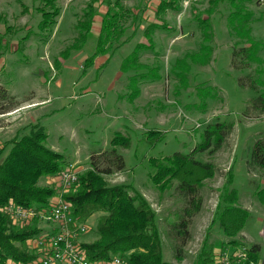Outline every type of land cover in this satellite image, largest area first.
<instances>
[{"label":"rangeland","instance_id":"374dc122","mask_svg":"<svg viewBox=\"0 0 264 264\" xmlns=\"http://www.w3.org/2000/svg\"><path fill=\"white\" fill-rule=\"evenodd\" d=\"M46 2L0 0V163L14 141L30 133L37 123L48 132L46 145L65 155L63 167L75 164L79 174L91 168L92 154L111 148L117 131L128 134L129 147H117L124 155L126 169L105 178L110 185H131L148 199L156 211L164 259L172 261L176 241L168 233L185 200L176 189V181L168 191L157 189L150 178L154 170L149 161L177 151L190 153L203 140L209 124L233 123L220 149L194 154L197 159L212 161L217 169L200 191L203 207L189 227L191 238L180 264H194L206 238L214 246L216 264H241L239 253L244 246L264 245V204L256 193L264 186V169L251 171L247 165L254 142L264 137V115L245 112L254 91L239 83L244 73L232 61L234 47L239 45L228 24L234 7L228 1L211 4L210 0H181L178 9L159 16L161 0H121L128 12L121 22L125 29L120 42L114 41L107 53L87 64L96 50L103 18L115 7L116 0H53L45 6ZM91 4L98 16L92 30L99 33L91 31L87 42L75 47L80 44L76 25ZM247 7L254 12L252 35L264 43V0ZM54 8L60 9L53 18L56 25L50 30L40 29L41 10ZM197 16L211 20V40H204ZM153 22L161 27L151 33L152 45L140 53L139 62L145 67L124 69V59L138 43L149 45L145 30ZM45 33L49 36L42 35ZM260 55L264 58V47ZM137 72H152L158 78L131 82ZM151 129L164 134L154 144L145 138ZM230 172L234 174L233 186L239 190V203L250 210V217L235 238L239 240L236 245L229 243L231 238L214 222ZM58 176L43 175L38 185L52 187L58 193ZM99 216L95 213L83 222L88 230L81 236L82 242L97 240ZM15 225H32L41 233L53 226L47 221ZM36 237L28 240L33 253L37 252ZM237 257L241 261L235 262ZM6 260L0 263H17L12 258Z\"/></svg>","mask_w":264,"mask_h":264},{"label":"trees","instance_id":"16d2710c","mask_svg":"<svg viewBox=\"0 0 264 264\" xmlns=\"http://www.w3.org/2000/svg\"><path fill=\"white\" fill-rule=\"evenodd\" d=\"M53 0H47L45 6ZM228 1L234 9L228 16V24L238 42L233 50V64L240 69L244 76L238 81L242 86L250 87L254 95L249 101L245 112L254 111L264 115V58L260 55L264 43L252 35L251 21L253 10L247 6L258 0H210ZM181 0H161L157 14L161 16L169 9L179 8ZM43 18L39 23L42 30H50L56 25L53 19L60 13L59 8L41 10ZM122 7L121 0H116L115 7L109 10L102 21L96 50L86 61L91 64L96 56L105 54L112 47L114 41L120 42L124 26L121 23L127 13ZM96 10L93 4L84 13V18L76 25L81 47L89 39L94 23ZM204 35V40L213 38L211 20L197 16ZM161 26L157 22L150 23L145 34L149 38V45L138 43L129 56L123 61V68L140 69L145 66L139 62L141 51L152 45L151 33ZM48 37L47 34H42ZM203 46L202 48H206ZM209 50L210 47H208ZM200 56V54H199ZM209 58L204 59L207 61ZM256 63L253 67L252 64ZM158 76L152 72H137L131 76V82L155 80ZM2 98H6L2 93ZM233 123L217 121L208 125L203 140L190 153L177 151L169 156L153 157L149 164L153 168L150 174L152 182L161 192L170 190L175 181L176 189L185 200L177 219L171 223L169 237L175 239L174 259H164L163 241L156 222V211L148 199L131 185L120 183L110 185L105 175L121 172L126 169L124 155L117 147H129L131 140L128 134L117 131L111 140L110 149L92 154L91 168L80 174L79 181L65 195L71 202L73 212L78 222H86L93 214L100 213L93 242H81L80 246L90 260H108L113 255L128 258L130 264H180L184 258V249L191 238L190 225L193 218L203 207L204 199L200 193L208 179L216 175V165L212 161L200 160L194 157L196 152L209 150L211 153L220 149L233 130ZM146 140L151 144L162 139L161 130H148ZM48 132L43 125H33L31 132L15 140L14 144L0 163V259L7 258L29 262L38 256L29 249L28 240L41 234L40 228L30 226L16 227L14 219L5 210L9 202L25 207H44L51 203L57 192L49 186L38 185L43 175L60 174L66 164L65 155L48 147L46 140ZM100 156V157H99ZM247 165L249 170L264 169V137H259L253 144ZM234 174L230 172L227 184L221 194L214 222L220 230L231 240L229 243L238 244L235 239L243 230L250 210L239 203V190L233 186ZM131 188L134 190L132 193ZM258 198L264 204V186L256 191ZM28 223V222H27ZM205 243L198 259L194 264H216L214 246ZM225 247V245H222ZM246 257L241 264H264V245L253 243L246 247ZM232 261L234 257L231 256ZM239 258L235 259V262ZM234 263V262H232Z\"/></svg>","mask_w":264,"mask_h":264},{"label":"built area","instance_id":"2783aa9c","mask_svg":"<svg viewBox=\"0 0 264 264\" xmlns=\"http://www.w3.org/2000/svg\"><path fill=\"white\" fill-rule=\"evenodd\" d=\"M79 170L70 163L58 176L60 184L57 195L47 206L34 208L19 206L9 202L5 210L14 222H44L52 223L47 230L35 238V247L39 257L29 262L16 264H126L122 255H113L108 260H90L82 250L81 236L87 232L88 225L78 222L71 202L66 200L65 193L70 191L79 181ZM240 258L246 257L245 248L239 253ZM239 258L238 261H241ZM1 261V259H0ZM8 261V260H6ZM2 262V261H1ZM2 264V263H0Z\"/></svg>","mask_w":264,"mask_h":264},{"label":"crops","instance_id":"0c3cea01","mask_svg":"<svg viewBox=\"0 0 264 264\" xmlns=\"http://www.w3.org/2000/svg\"><path fill=\"white\" fill-rule=\"evenodd\" d=\"M97 19H98V16L95 17V19H94V23H96V20H97ZM100 22H101V21H100ZM100 22H99V23H100ZM94 30H95V29L93 28V30H92V31H93V34H96V33L98 34V33H99L98 30H95V31H94ZM52 37H53V36H52ZM52 37H51L50 39H52ZM50 39L47 40V43H49Z\"/></svg>","mask_w":264,"mask_h":264}]
</instances>
